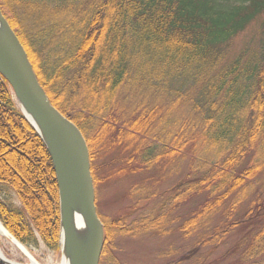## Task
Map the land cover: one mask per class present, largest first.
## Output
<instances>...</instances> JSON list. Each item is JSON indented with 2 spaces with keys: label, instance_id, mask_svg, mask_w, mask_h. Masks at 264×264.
Returning <instances> with one entry per match:
<instances>
[{
  "label": "trees",
  "instance_id": "16d2710c",
  "mask_svg": "<svg viewBox=\"0 0 264 264\" xmlns=\"http://www.w3.org/2000/svg\"><path fill=\"white\" fill-rule=\"evenodd\" d=\"M0 11L50 103L82 133L94 187L120 172H164L159 168L188 161L157 217L129 228L102 222L99 264H108L109 227L124 237H165L171 213L189 197L199 202L177 227L182 239L216 250L241 234L223 260L264 264V20L257 51L221 59L228 42L264 17V0H0ZM138 83L158 91L166 107L121 109L122 93ZM176 103L186 104L189 116L177 118ZM4 185L21 209L0 200L2 225L24 245L37 233L58 248L50 157L0 77ZM139 187L128 192L133 208L155 197Z\"/></svg>",
  "mask_w": 264,
  "mask_h": 264
},
{
  "label": "rangeland",
  "instance_id": "374dc122",
  "mask_svg": "<svg viewBox=\"0 0 264 264\" xmlns=\"http://www.w3.org/2000/svg\"><path fill=\"white\" fill-rule=\"evenodd\" d=\"M263 20L264 17H259L244 32L226 44L221 55L224 63L232 61L244 52L254 53L258 50L260 28ZM141 86L138 83L135 87L122 93L120 99L121 109L124 110V108L132 106L140 107L141 105L147 106L148 110L153 106H157L156 108L159 109H161V105L166 107L167 103L164 102L158 91L150 92ZM190 92L194 95L195 89L191 88ZM173 108V113L177 118L189 116L191 113L187 105L183 103H176ZM107 161L109 162V160H106L105 163ZM187 162H179L180 165L172 162L164 169L159 168L164 172L148 170H139L132 174L120 172L109 179H103L94 187L96 212L101 222L107 225L116 222L118 226L123 225L129 228L136 226L141 218L157 217L161 206H165L174 194V188L185 178L188 172ZM97 165H104V160H99ZM118 166L114 163L111 168H114L113 171H115ZM262 179L261 182H264V177ZM134 185L140 186L141 191H138V193H145L151 188L155 192V197L133 208L134 202L131 196H128V192ZM0 200L21 209V203L17 195L5 185L0 186ZM198 202V198L192 199L189 197L177 206L170 217L175 219L171 224L172 233L165 237H158L153 234L124 237L115 235L112 228L109 227L112 240L108 255H106L108 264H197L199 255L204 256V258H200L199 264L231 263L232 260L224 261L223 258L226 250L236 242L241 234L232 236L226 244L221 245L216 250H211V246L198 249L194 238L182 239L177 232L181 219L187 217ZM246 205L245 200L237 206L236 211L240 213L241 210L246 208ZM31 240L25 246L38 262L41 264H61L59 247L56 249L49 248L37 233L34 234ZM0 249L8 259L27 264V260L18 251L12 249L2 240H0Z\"/></svg>",
  "mask_w": 264,
  "mask_h": 264
},
{
  "label": "water",
  "instance_id": "95a60500",
  "mask_svg": "<svg viewBox=\"0 0 264 264\" xmlns=\"http://www.w3.org/2000/svg\"><path fill=\"white\" fill-rule=\"evenodd\" d=\"M0 77L8 84L23 119L42 141L51 160L58 193L61 264H99L104 227L96 212L86 141L80 130L50 103L1 11ZM0 228L27 264H41L1 222ZM0 264L21 263L8 259L0 249Z\"/></svg>",
  "mask_w": 264,
  "mask_h": 264
},
{
  "label": "bare ground",
  "instance_id": "6f19581e",
  "mask_svg": "<svg viewBox=\"0 0 264 264\" xmlns=\"http://www.w3.org/2000/svg\"><path fill=\"white\" fill-rule=\"evenodd\" d=\"M0 239L2 241H4L7 245H9L12 249H14L15 251H17V248L14 246V244H12L10 241H8L6 235L4 234V232L1 230L0 228ZM33 264V263H32Z\"/></svg>",
  "mask_w": 264,
  "mask_h": 264
}]
</instances>
